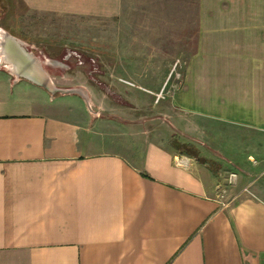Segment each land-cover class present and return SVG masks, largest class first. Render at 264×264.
I'll use <instances>...</instances> for the list:
<instances>
[{
    "label": "crops",
    "instance_id": "obj_1",
    "mask_svg": "<svg viewBox=\"0 0 264 264\" xmlns=\"http://www.w3.org/2000/svg\"><path fill=\"white\" fill-rule=\"evenodd\" d=\"M17 1L29 31L100 24L92 38L123 11V0ZM196 21L170 110L116 108L121 83L107 72L110 94L96 83L56 97L19 80L0 99V264H264V191L219 189L222 150L256 162L248 151L264 142V0H197Z\"/></svg>",
    "mask_w": 264,
    "mask_h": 264
},
{
    "label": "rangeland",
    "instance_id": "obj_2",
    "mask_svg": "<svg viewBox=\"0 0 264 264\" xmlns=\"http://www.w3.org/2000/svg\"><path fill=\"white\" fill-rule=\"evenodd\" d=\"M17 0H0V28L19 35L27 51L40 59L45 71L55 85L63 88L52 92L25 77L17 75L10 63H0V99L13 97L12 87L16 81L31 83L50 96L83 94L96 83L109 93V87L102 82L103 72H107L111 81L121 83V96L112 95L116 108L141 106V112L151 114L168 109L166 98L182 84L183 72L189 56L194 52L197 34V0H123V11L118 21L103 23L107 37H90L101 28L95 24L94 31L77 25L68 28L55 21H46L45 27L29 31L24 23L15 22L14 12H22ZM83 23V22H82ZM90 23L88 22L87 25ZM90 26H86L88 29ZM40 34L33 37L31 34ZM27 34H29L28 37ZM94 46V47H93ZM59 53L55 57L53 51ZM92 50H96L94 52ZM69 52L67 63L52 64L48 61L60 60ZM108 53L107 54H101ZM119 56L116 64L112 57ZM104 62L106 63L104 66ZM106 65L109 70L104 69ZM168 85V86H167ZM170 86V87H169ZM165 89V90H164ZM106 90V91H105ZM141 93V100L135 99V93ZM113 98V99H112ZM84 102V103H83ZM90 111L99 108V103L83 99ZM154 107V108H153ZM169 108L168 110H170ZM172 111V110H171ZM165 118L174 128L175 117L179 113ZM160 115V114H159ZM180 138V137H178ZM231 152L222 150L223 165L220 167V190L226 200L250 194L249 190L264 191V142L253 152L256 162L246 160L242 164L230 163ZM234 175V176H233ZM233 176V177H232ZM245 193V194H244Z\"/></svg>",
    "mask_w": 264,
    "mask_h": 264
},
{
    "label": "water",
    "instance_id": "obj_3",
    "mask_svg": "<svg viewBox=\"0 0 264 264\" xmlns=\"http://www.w3.org/2000/svg\"><path fill=\"white\" fill-rule=\"evenodd\" d=\"M2 61L10 63L17 75L42 85L54 93L61 91L42 67L40 59L27 51L18 37L0 28V63Z\"/></svg>",
    "mask_w": 264,
    "mask_h": 264
},
{
    "label": "trees",
    "instance_id": "obj_4",
    "mask_svg": "<svg viewBox=\"0 0 264 264\" xmlns=\"http://www.w3.org/2000/svg\"><path fill=\"white\" fill-rule=\"evenodd\" d=\"M181 146V149H184L187 151V153L189 154H196V150L193 149V147L189 146V145H182L179 144Z\"/></svg>",
    "mask_w": 264,
    "mask_h": 264
},
{
    "label": "bare ground",
    "instance_id": "obj_5",
    "mask_svg": "<svg viewBox=\"0 0 264 264\" xmlns=\"http://www.w3.org/2000/svg\"><path fill=\"white\" fill-rule=\"evenodd\" d=\"M52 64H55V63H57L56 61H50ZM11 65V64H10ZM11 67H12V70H13V66L11 65Z\"/></svg>",
    "mask_w": 264,
    "mask_h": 264
},
{
    "label": "built area",
    "instance_id": "obj_6",
    "mask_svg": "<svg viewBox=\"0 0 264 264\" xmlns=\"http://www.w3.org/2000/svg\"><path fill=\"white\" fill-rule=\"evenodd\" d=\"M233 176H234V175H233ZM233 176H232V177H233Z\"/></svg>",
    "mask_w": 264,
    "mask_h": 264
}]
</instances>
